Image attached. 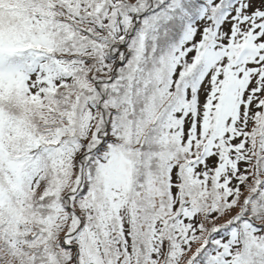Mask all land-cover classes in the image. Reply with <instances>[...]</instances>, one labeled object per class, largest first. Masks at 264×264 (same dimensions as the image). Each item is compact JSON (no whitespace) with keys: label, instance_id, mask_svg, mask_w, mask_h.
Listing matches in <instances>:
<instances>
[{"label":"snow or ice","instance_id":"snow-or-ice-1","mask_svg":"<svg viewBox=\"0 0 264 264\" xmlns=\"http://www.w3.org/2000/svg\"><path fill=\"white\" fill-rule=\"evenodd\" d=\"M0 264H264V0H0Z\"/></svg>","mask_w":264,"mask_h":264}]
</instances>
